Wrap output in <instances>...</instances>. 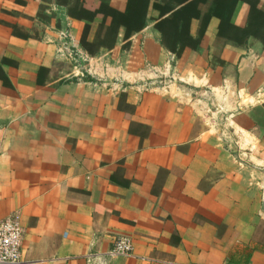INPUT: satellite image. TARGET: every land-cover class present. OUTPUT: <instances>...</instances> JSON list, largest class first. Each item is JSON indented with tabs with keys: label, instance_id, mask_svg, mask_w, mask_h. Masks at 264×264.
Listing matches in <instances>:
<instances>
[{
	"label": "crops",
	"instance_id": "0c3cea01",
	"mask_svg": "<svg viewBox=\"0 0 264 264\" xmlns=\"http://www.w3.org/2000/svg\"><path fill=\"white\" fill-rule=\"evenodd\" d=\"M254 6L0 0V222L20 218V264H264ZM174 16L185 45L158 28ZM120 237L132 256L109 255Z\"/></svg>",
	"mask_w": 264,
	"mask_h": 264
},
{
	"label": "built area",
	"instance_id": "2783aa9c",
	"mask_svg": "<svg viewBox=\"0 0 264 264\" xmlns=\"http://www.w3.org/2000/svg\"><path fill=\"white\" fill-rule=\"evenodd\" d=\"M66 53L71 54V50L65 48ZM63 52V51H61ZM74 57H72L73 59ZM157 86V82L148 85V89ZM23 228L17 214H11L0 222V264H20L22 259ZM133 254V243L129 237H120L115 240L114 249L109 255L113 257H129ZM98 256V255H97ZM90 255L89 260L97 258ZM154 264H175L169 261H158L150 259Z\"/></svg>",
	"mask_w": 264,
	"mask_h": 264
},
{
	"label": "trees",
	"instance_id": "16d2710c",
	"mask_svg": "<svg viewBox=\"0 0 264 264\" xmlns=\"http://www.w3.org/2000/svg\"><path fill=\"white\" fill-rule=\"evenodd\" d=\"M189 6L187 9H193L192 6L190 5H187ZM181 19L178 18V16H174L173 18H171L170 20H167L166 21H162V23H160L158 25V28L159 30L161 31L162 33V37L165 38L166 34H165V29L164 27H166L167 24H170V29H172L174 32H172L171 35L174 36V41L173 43H182L183 45L187 44L188 42L186 41V39H188L187 37V34L182 32L183 30V27L182 26V23H181ZM264 14L260 11H256L255 9V6L254 8L252 7V22H251V26H256L257 23H260L261 25L258 27L260 28L261 26H264ZM222 23H223V20H222ZM225 24V23H224ZM180 26V27H179ZM223 26V25H222ZM221 26V28H222ZM177 28H180V32H179V36H178V33L175 32V30H177ZM220 28V33H219V36L220 38H223V30H221ZM89 27H86V30L84 31V34H83V37H82V46H84L85 50L89 53V54H94V50H93V45H91L89 42H88V36H89ZM174 33V34H173ZM241 33H245L244 31H241ZM240 32H238V36L241 35ZM246 33H248L249 37L250 36H253V34L248 30L246 31ZM129 34V33H128ZM170 43V41H168ZM174 52L178 53V52H181L180 50L177 51L176 49H174Z\"/></svg>",
	"mask_w": 264,
	"mask_h": 264
},
{
	"label": "water",
	"instance_id": "95a60500",
	"mask_svg": "<svg viewBox=\"0 0 264 264\" xmlns=\"http://www.w3.org/2000/svg\"><path fill=\"white\" fill-rule=\"evenodd\" d=\"M232 149H234V148H233V144H232ZM235 149H236V148H235Z\"/></svg>",
	"mask_w": 264,
	"mask_h": 264
}]
</instances>
